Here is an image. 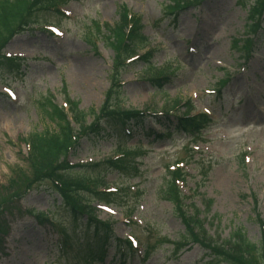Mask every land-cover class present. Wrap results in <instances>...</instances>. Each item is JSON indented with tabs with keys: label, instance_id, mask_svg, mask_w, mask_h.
<instances>
[{
	"label": "rangeland",
	"instance_id": "rangeland-1",
	"mask_svg": "<svg viewBox=\"0 0 264 264\" xmlns=\"http://www.w3.org/2000/svg\"><path fill=\"white\" fill-rule=\"evenodd\" d=\"M168 2L71 0L63 6V15L37 12L39 24L13 35L4 45L2 55L25 60L12 70L0 65V264H83L76 261V248L61 251L59 235L50 222H38L32 214L54 208L53 201L60 203V197L47 184L26 192L19 189V193L2 194L1 190L12 176L18 179L28 172L24 143L29 135L54 128L43 112L49 98L61 103L66 93L78 101L79 109L87 112L92 108L97 114L114 58L103 25L117 23L122 6L141 16L142 34L147 40L143 45L136 43L133 54L150 49L152 66L140 60L121 66L117 105L160 111L174 100L189 99L194 112H209L213 123L192 140L174 130V120L165 123L173 134L160 139L143 134L136 126L133 138L125 143L139 153L130 162L139 165L136 176L103 171V166H85L72 174L91 181L88 187L92 190L102 181L120 187L115 194L121 195L117 205L93 203L97 215L114 222L113 232L118 238H134L138 249H145L143 258L130 255L124 260L111 246L101 264H205V250L186 237L176 210L165 198V168L180 159L190 174L183 192L188 188L195 191L185 203L193 202L204 211V200H212L209 217L214 215L217 222L206 225L209 235L217 233L225 239L238 227L250 241H259L256 218L264 217V22L253 54L244 58L233 49L232 42L234 37L245 36L244 25L254 0H205L183 11L174 27L172 17L164 11ZM83 66L87 72L83 73ZM162 73H168L169 80L156 89L148 79ZM225 75L230 80L220 94L209 93ZM92 118L88 115L86 123ZM143 125L163 133V126L149 121ZM114 136L98 141L82 138L69 161L107 158L119 143ZM57 217L67 221L58 211ZM178 241L181 246L174 252L170 243Z\"/></svg>",
	"mask_w": 264,
	"mask_h": 264
},
{
	"label": "trees",
	"instance_id": "trees-1",
	"mask_svg": "<svg viewBox=\"0 0 264 264\" xmlns=\"http://www.w3.org/2000/svg\"><path fill=\"white\" fill-rule=\"evenodd\" d=\"M57 1L63 3L67 0H0V49L9 38L22 31L28 23L36 21L38 11L49 10L51 6H55ZM201 1L203 0H171L168 5H165V11L168 14H176L181 12L184 6L197 5ZM262 8V0H257L255 7L250 8L245 33L250 32L255 36L258 35L259 24L264 22ZM119 17V21L114 25H105L107 40L115 51V58L110 76L111 86L106 92L107 101L101 106L99 114L94 117L95 121L85 125V113L77 109L76 102H71L70 110L74 112L73 119L79 128L78 131H74L64 110L51 103L50 99L47 100L43 108L44 116L54 125V128L29 135L28 161L30 168L28 172L24 171L18 179L12 176L8 183L2 186L1 190L2 194L19 193V189H30V187L33 188L46 182L48 188H51L61 198L60 203L58 205L54 204L55 209L52 210L53 214L58 211L66 217L67 223H60L59 226L64 230H66L64 226H71L73 231L77 230V233L73 232L71 237L70 235H64L65 242L75 244L73 249L76 248L78 251L75 254L76 261H82L85 264H94L105 260L108 255L107 249L112 245L117 253L123 249L122 256L132 252L131 245L127 241H122L114 236L110 222L97 218L95 209L88 203L90 198L82 193L83 191L90 193V190L83 185L81 180L66 176L69 175V170L74 167L62 160L69 151L71 153L78 149L83 137L98 139L114 134L119 139H129V137H133L132 128L135 125L142 124L147 118L143 116L144 114L141 111L132 108L124 109L117 105L121 95V84H119L118 78L123 65L122 61L128 55L133 54L136 50V43L142 44L145 39L141 33L143 26L139 16L130 17L127 10L122 7ZM252 44L253 39L251 37L244 39L242 43L238 39H233V47L243 52V54L248 55L252 51ZM149 58L150 53L146 52L138 60L150 66ZM10 64H13V62ZM149 82L154 88L161 89L166 82V77L150 78ZM179 105L178 100H174L169 108H163L162 115H149L151 116L150 120L162 124L163 121H169L170 118L174 117L176 120L175 127L180 131L183 130L188 136L196 134L199 128L208 124L209 120L204 114L189 115L188 111L191 110L189 102L186 103L187 106L185 105L186 111L182 113L179 111ZM89 111L94 114L92 109ZM168 112H172L173 115H169ZM101 120L105 121L101 123ZM126 125L130 128L127 134L123 130ZM146 131L147 135L153 133L155 137H160L152 129ZM117 147L121 151L125 148V145L119 143ZM122 153L121 158L115 161L107 160L104 166L108 169L124 172L127 168L129 156L134 155L135 152L128 149ZM133 170L137 173V165H134ZM175 177H179L178 171L170 173L166 179L165 198L174 205L186 228L187 237L191 241L201 244L207 251L205 257L208 260L205 264H211V262L214 264H264V218H256L260 230V240L257 243L249 241L243 230L238 227L232 229L226 239H221L218 234H216V237H212L205 229L203 220L199 218V210L194 205H191L192 211L187 210L184 206L182 196L174 184ZM35 182L37 184L34 185ZM90 195L101 201L112 202L114 200V197L107 193L92 192ZM1 199L0 197V201H3ZM210 205L211 201L207 200L206 212H209ZM36 218L38 222L47 220L44 213L36 214ZM1 223L3 221L0 217V226ZM63 234L66 233L62 232ZM65 251H68V249L64 247L63 252ZM63 252L61 253L63 254ZM82 252L87 253L82 255Z\"/></svg>",
	"mask_w": 264,
	"mask_h": 264
},
{
	"label": "bare ground",
	"instance_id": "bare-ground-1",
	"mask_svg": "<svg viewBox=\"0 0 264 264\" xmlns=\"http://www.w3.org/2000/svg\"><path fill=\"white\" fill-rule=\"evenodd\" d=\"M81 69V68H80ZM82 71H83V73H84V71H85V66H83V69H81ZM85 72H87V70L85 71Z\"/></svg>",
	"mask_w": 264,
	"mask_h": 264
}]
</instances>
